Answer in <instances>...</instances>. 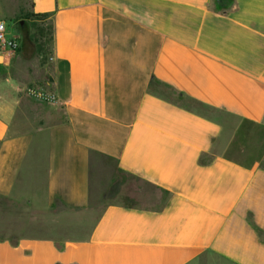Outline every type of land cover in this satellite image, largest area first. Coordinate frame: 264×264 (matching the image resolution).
Instances as JSON below:
<instances>
[{
    "label": "crops",
    "instance_id": "1",
    "mask_svg": "<svg viewBox=\"0 0 264 264\" xmlns=\"http://www.w3.org/2000/svg\"><path fill=\"white\" fill-rule=\"evenodd\" d=\"M26 13L53 36L0 44V264H264V148L228 154L264 135V0H0Z\"/></svg>",
    "mask_w": 264,
    "mask_h": 264
},
{
    "label": "rangeland",
    "instance_id": "2",
    "mask_svg": "<svg viewBox=\"0 0 264 264\" xmlns=\"http://www.w3.org/2000/svg\"><path fill=\"white\" fill-rule=\"evenodd\" d=\"M24 16H21L20 19L15 21L14 24V28H15V32H19V25L21 24V21L28 22L31 23L30 20H25L23 18ZM40 24V23H38ZM48 24V23H45ZM45 60H48V56L45 57ZM53 78L48 76L47 80H45V86L44 89L45 91H42L41 89H37V91H40L42 93V95L44 96V98H47L48 102H52L55 105H58L57 103V99L55 98V94H54V89H53ZM245 134V135H244ZM242 136H240L239 138V144L241 145V147H244L241 149V151L239 152L237 149V144L234 145L235 148H232L228 151V154L234 158H249L251 161L256 160L258 158L261 157V155L263 154V148H264V135L261 131L257 130V128H246V131ZM7 202L0 200V205L4 206L6 205ZM8 205L11 206V210H18L19 211V216L16 215H11L10 214V219H12V221L17 220V218H19V221L21 223L28 221L29 218L34 217V213H32V211H34L32 209V207L30 206V204H27L25 202H21L19 204L17 203H8ZM18 213V212H17ZM31 213V214H30ZM38 218L41 216L39 213ZM20 232L22 234H28L29 231L28 230H20ZM8 233V232H7ZM6 233V234H7Z\"/></svg>",
    "mask_w": 264,
    "mask_h": 264
},
{
    "label": "trees",
    "instance_id": "3",
    "mask_svg": "<svg viewBox=\"0 0 264 264\" xmlns=\"http://www.w3.org/2000/svg\"><path fill=\"white\" fill-rule=\"evenodd\" d=\"M23 16L31 23L25 22L19 25L17 35L20 46L17 50L27 59L35 55L44 59L49 54L53 36V26L48 19L49 15L26 13Z\"/></svg>",
    "mask_w": 264,
    "mask_h": 264
},
{
    "label": "built area",
    "instance_id": "4",
    "mask_svg": "<svg viewBox=\"0 0 264 264\" xmlns=\"http://www.w3.org/2000/svg\"><path fill=\"white\" fill-rule=\"evenodd\" d=\"M0 44L12 50H17L20 46L18 37L10 36L9 27L6 22L0 21Z\"/></svg>",
    "mask_w": 264,
    "mask_h": 264
},
{
    "label": "water",
    "instance_id": "5",
    "mask_svg": "<svg viewBox=\"0 0 264 264\" xmlns=\"http://www.w3.org/2000/svg\"><path fill=\"white\" fill-rule=\"evenodd\" d=\"M233 3V0H215V5L218 9H223L229 7ZM24 24V21H21Z\"/></svg>",
    "mask_w": 264,
    "mask_h": 264
}]
</instances>
